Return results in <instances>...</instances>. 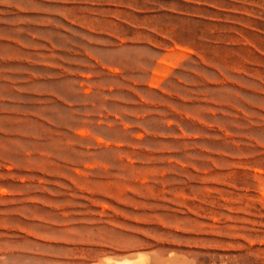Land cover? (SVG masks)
<instances>
[{"label":"rangeland","instance_id":"1","mask_svg":"<svg viewBox=\"0 0 264 264\" xmlns=\"http://www.w3.org/2000/svg\"><path fill=\"white\" fill-rule=\"evenodd\" d=\"M264 264V0H0V264Z\"/></svg>","mask_w":264,"mask_h":264},{"label":"bare ground","instance_id":"2","mask_svg":"<svg viewBox=\"0 0 264 264\" xmlns=\"http://www.w3.org/2000/svg\"><path fill=\"white\" fill-rule=\"evenodd\" d=\"M140 257H136V258H133V259H130V258H123V259H120V260H113L115 264H140ZM108 261H112V259H102V260H99L97 263H94V264H104L105 262H108Z\"/></svg>","mask_w":264,"mask_h":264}]
</instances>
